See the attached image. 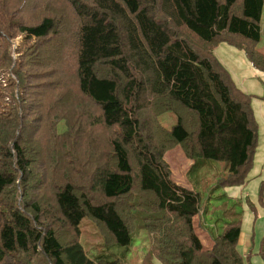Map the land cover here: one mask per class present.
Returning a JSON list of instances; mask_svg holds the SVG:
<instances>
[{"label": "trees", "instance_id": "1", "mask_svg": "<svg viewBox=\"0 0 264 264\" xmlns=\"http://www.w3.org/2000/svg\"><path fill=\"white\" fill-rule=\"evenodd\" d=\"M61 1L74 20L70 82L90 110L50 105L70 85L56 63H43L56 22L47 14L27 20L23 0L14 18L25 55L0 71V264H120L88 258L83 219L108 250L145 230L141 264H245L241 221L217 236L201 225L213 238L205 248L195 224L202 195L173 180L166 157L180 149L195 165L222 163L223 190L249 182L260 138L255 95L215 51L227 44L264 72V0ZM5 30L0 39L15 38ZM167 113L177 118L171 129L159 121ZM258 254L264 261V240Z\"/></svg>", "mask_w": 264, "mask_h": 264}, {"label": "rangeland", "instance_id": "2", "mask_svg": "<svg viewBox=\"0 0 264 264\" xmlns=\"http://www.w3.org/2000/svg\"><path fill=\"white\" fill-rule=\"evenodd\" d=\"M22 1L0 0V28L5 27L6 29L1 33L15 36V38H11L8 41L4 37L0 39V71H5V68H3L4 60L9 59L15 65L25 55L26 46L22 43L25 37L18 36L17 28L19 25L16 23L19 19L14 18L15 11L20 7ZM29 3V12L25 16L27 20L32 22V20L44 18L46 14L55 19L56 32L53 33L51 42L46 46L44 45L43 53L49 50V54L43 63H56L57 72L59 69L62 70L63 81L70 84H66L67 86L63 87L60 85L57 93L51 98L50 105L52 107L55 105L56 112H58L64 108H71L70 105L72 104L74 109L82 110L83 115H85L90 110V107L87 101L78 95L75 89L76 85L74 87L70 82V80L75 82V77H73L72 73H74L76 67L73 49L71 50L72 45L76 44V38L73 37V32H68L74 25L73 17H71V8L69 4L61 0H29ZM55 12L60 15L55 16ZM260 24L261 40L257 45V49L264 53V6ZM73 40H75V43ZM18 50H21V52L19 53ZM223 50L227 51V55L224 54ZM215 54L229 68L228 70L231 72L237 86L241 90L255 95L253 106L260 127V143L255 168L251 170L248 178L251 179L253 176H258L261 172L263 176L250 180L245 186L223 190L218 185V180L226 175L222 163L204 161L195 165L193 162L190 163L179 149L170 152L166 160L169 162L172 178L175 182H179L183 186L189 185L192 190L202 195V214L195 219V224L198 227L199 235L203 238L205 248L210 249L213 246L204 229L200 228L206 221H208V225L210 224L209 229L212 230L213 236L221 234L226 224L241 221L242 240L239 250L245 257V264H264L258 254L264 240V189L262 196L260 193L261 185L264 184V107L262 102L264 98V72L254 69L243 52L227 44H220ZM36 84L35 82L34 85ZM65 97H68V100L62 102L61 99L63 100ZM159 121L166 129H171L177 124V118L173 113L163 115ZM77 151L82 152L83 149H77ZM260 197H262L263 205L259 200ZM251 205L254 207L255 212L251 210ZM80 228L81 245L91 260L108 255L110 260L117 259L120 264H141L150 246L147 232L139 230L133 236L132 242L128 247H116L113 250H108L104 247L102 236L92 220L83 219ZM252 236L253 240H250ZM245 237L250 241V246L247 248L243 244ZM248 255L249 259L247 258ZM156 264L160 263L156 262Z\"/></svg>", "mask_w": 264, "mask_h": 264}, {"label": "crops", "instance_id": "3", "mask_svg": "<svg viewBox=\"0 0 264 264\" xmlns=\"http://www.w3.org/2000/svg\"><path fill=\"white\" fill-rule=\"evenodd\" d=\"M219 48V47H218ZM218 48H217V50H218ZM217 50H216V52H217ZM224 51V50H223ZM224 54L225 55H227V51H224ZM217 56V55H216ZM218 58V57H217ZM219 59V58H218ZM220 60V59H219ZM220 62L227 68V69H229L221 60H220ZM261 110H262V107H261ZM260 132V131H259ZM260 134V133H259ZM260 137V136H259ZM259 143H260V138H259ZM259 147V146H258ZM180 150V149H179ZM257 153H258V149H257ZM256 156H257V154H256ZM189 161V160H188ZM190 162V161H189ZM255 162H256V158H255ZM169 163V162H168ZM191 163V162H190ZM254 168H255V166H254ZM254 170V169H253ZM263 173L261 172V174L260 175H258V176H253L251 179H249V181L251 180H254V179H256V178H259V177H262L263 175H262ZM176 183H178L179 185H182L181 183H179V182H176ZM183 186V185H182ZM186 187H189V188H191L189 185H186ZM225 195H226V193H224ZM228 195V194H227ZM204 226H205V228H208L209 229V225L205 222V224H204ZM204 232L208 235V239L210 240V242H211V245H213V238L204 230ZM253 240V236H252V238L250 237V240ZM241 240H242V237H241ZM202 241H203V238H202ZM209 242V243H210ZM249 243V244H248ZM240 244H241V241H240ZM245 246H246V248L248 247V246H250V241H248V239H247V237H245V240H244V243H243Z\"/></svg>", "mask_w": 264, "mask_h": 264}]
</instances>
